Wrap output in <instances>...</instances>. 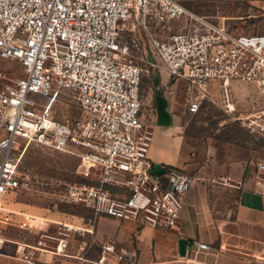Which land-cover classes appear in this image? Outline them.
<instances>
[{"label":"built area","instance_id":"built-area-1","mask_svg":"<svg viewBox=\"0 0 264 264\" xmlns=\"http://www.w3.org/2000/svg\"><path fill=\"white\" fill-rule=\"evenodd\" d=\"M210 19L178 0H0V59L23 71L0 85V252L14 242L16 257L28 264H57L32 251L90 264L131 263L113 241L96 240L99 217L176 226L196 178L174 167L152 171L153 130L140 100L144 73L151 67L171 81L184 79L189 113L199 111L214 82L223 92L238 81L264 94V33L237 35L222 19ZM60 97L79 111L71 122L52 114ZM240 122L262 145L256 168L264 180V108ZM31 145L78 157L79 174L92 182L65 183L62 197L87 209V220L54 221L9 207L7 196L26 185L19 168ZM6 229L45 242H17Z\"/></svg>","mask_w":264,"mask_h":264},{"label":"crops","instance_id":"crops-1","mask_svg":"<svg viewBox=\"0 0 264 264\" xmlns=\"http://www.w3.org/2000/svg\"><path fill=\"white\" fill-rule=\"evenodd\" d=\"M237 1L249 3L264 15V0ZM159 77L157 84L154 83V114L146 120L153 130L149 150L152 170L155 169L156 174H160L163 167H174L188 173L194 171L192 175L196 179L184 195L183 207L174 228L142 226L132 219L101 216L96 220L94 237L98 242L113 241L126 251L133 262L124 264H264V180L257 172L254 159L249 155L227 153L208 159L197 168L185 164L188 153L177 133L176 118L181 112V100L186 97V81H174L166 98L158 88L169 79L165 73ZM157 94L166 114L164 124L158 122ZM2 134L0 130V137ZM8 205L25 211L14 204ZM88 216L42 217L79 223L87 220ZM4 235L17 242L27 240L34 245L45 242L37 235L19 229H6ZM180 238L187 240L183 256L178 251ZM197 241L208 245V249L196 251ZM96 252L97 247L92 253ZM16 254V243L5 242L0 252V264H28ZM32 254L57 264H90L67 255L55 256L39 251H32Z\"/></svg>","mask_w":264,"mask_h":264},{"label":"rangeland","instance_id":"rangeland-1","mask_svg":"<svg viewBox=\"0 0 264 264\" xmlns=\"http://www.w3.org/2000/svg\"><path fill=\"white\" fill-rule=\"evenodd\" d=\"M182 4L198 16L210 17L212 21L214 18L222 19L234 34L264 33V15L245 1L191 0ZM22 74L19 63L0 59V85ZM154 76L160 78L157 69L150 67L144 73L140 86L141 108L146 120L154 114ZM173 82L168 80L158 88L166 98ZM232 107L234 109L230 110ZM263 108L264 94L253 85L238 81H230L227 92L214 82L209 88L208 98L196 113L187 111L184 97L176 126L188 153L185 164L197 168L206 160L227 153L249 155L257 163L263 155L262 145L257 137L242 127L240 119ZM52 114L60 121L71 122L79 111L71 99L60 97L53 104ZM80 170L79 159L75 155L31 145L24 152L19 168L26 185L10 193L6 200L22 210L46 217L87 216V209L69 204L62 197L65 183L92 182L91 178L81 176Z\"/></svg>","mask_w":264,"mask_h":264},{"label":"water","instance_id":"water-1","mask_svg":"<svg viewBox=\"0 0 264 264\" xmlns=\"http://www.w3.org/2000/svg\"><path fill=\"white\" fill-rule=\"evenodd\" d=\"M158 78L157 76H154V83L157 84ZM157 98V116H158V122L160 124H164L163 120H164V116L165 111H164V107L160 104L161 103V97L160 95H156ZM153 172H155V169L152 170ZM186 246H187V240L185 238H180L178 240V251L180 255H185V250H186Z\"/></svg>","mask_w":264,"mask_h":264},{"label":"flooded vegetation","instance_id":"flooded-vegetation-1","mask_svg":"<svg viewBox=\"0 0 264 264\" xmlns=\"http://www.w3.org/2000/svg\"><path fill=\"white\" fill-rule=\"evenodd\" d=\"M155 104H156V102H155Z\"/></svg>","mask_w":264,"mask_h":264}]
</instances>
